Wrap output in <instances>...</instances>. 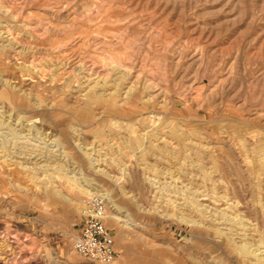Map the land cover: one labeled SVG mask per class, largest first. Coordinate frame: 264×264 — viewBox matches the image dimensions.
<instances>
[{
	"label": "rangeland",
	"instance_id": "rangeland-1",
	"mask_svg": "<svg viewBox=\"0 0 264 264\" xmlns=\"http://www.w3.org/2000/svg\"><path fill=\"white\" fill-rule=\"evenodd\" d=\"M95 196L112 264H264V0H0V264H105Z\"/></svg>",
	"mask_w": 264,
	"mask_h": 264
},
{
	"label": "built area",
	"instance_id": "built-area-1",
	"mask_svg": "<svg viewBox=\"0 0 264 264\" xmlns=\"http://www.w3.org/2000/svg\"><path fill=\"white\" fill-rule=\"evenodd\" d=\"M87 209V219L74 248L86 259L112 263L117 257V251L104 221L107 204L103 197L95 196L89 200Z\"/></svg>",
	"mask_w": 264,
	"mask_h": 264
},
{
	"label": "bare ground",
	"instance_id": "bare-ground-1",
	"mask_svg": "<svg viewBox=\"0 0 264 264\" xmlns=\"http://www.w3.org/2000/svg\"><path fill=\"white\" fill-rule=\"evenodd\" d=\"M105 221V220H104ZM76 252H78V251H76ZM79 253V252H78ZM80 254V253H79ZM81 255V254H80ZM82 256V255H81ZM113 263V262H112ZM112 263H108V264H112Z\"/></svg>",
	"mask_w": 264,
	"mask_h": 264
}]
</instances>
